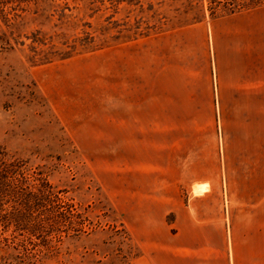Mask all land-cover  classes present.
<instances>
[{"label":"rangeland","instance_id":"rangeland-1","mask_svg":"<svg viewBox=\"0 0 264 264\" xmlns=\"http://www.w3.org/2000/svg\"><path fill=\"white\" fill-rule=\"evenodd\" d=\"M0 147V264H264V6L0 0Z\"/></svg>","mask_w":264,"mask_h":264},{"label":"trees","instance_id":"trees-1","mask_svg":"<svg viewBox=\"0 0 264 264\" xmlns=\"http://www.w3.org/2000/svg\"><path fill=\"white\" fill-rule=\"evenodd\" d=\"M208 11L210 16L214 15L227 16L235 13H240L242 11L252 10L261 6H264V0H207ZM218 13V14H217ZM14 163L9 157H7V152L0 147V165H5V163ZM15 221H25L24 218H14Z\"/></svg>","mask_w":264,"mask_h":264},{"label":"crops","instance_id":"crops-1","mask_svg":"<svg viewBox=\"0 0 264 264\" xmlns=\"http://www.w3.org/2000/svg\"><path fill=\"white\" fill-rule=\"evenodd\" d=\"M180 246H182V245H180Z\"/></svg>","mask_w":264,"mask_h":264}]
</instances>
